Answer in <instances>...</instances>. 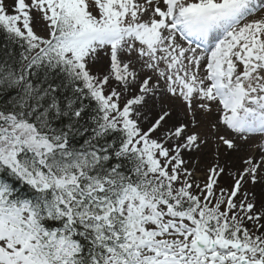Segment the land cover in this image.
<instances>
[{"label": "snow or ice", "instance_id": "1", "mask_svg": "<svg viewBox=\"0 0 264 264\" xmlns=\"http://www.w3.org/2000/svg\"><path fill=\"white\" fill-rule=\"evenodd\" d=\"M0 264H264V0H0Z\"/></svg>", "mask_w": 264, "mask_h": 264}]
</instances>
